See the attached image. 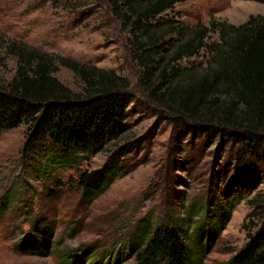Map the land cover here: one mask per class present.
I'll use <instances>...</instances> for the list:
<instances>
[{"label":"rangeland","instance_id":"1","mask_svg":"<svg viewBox=\"0 0 264 264\" xmlns=\"http://www.w3.org/2000/svg\"><path fill=\"white\" fill-rule=\"evenodd\" d=\"M252 15L264 17V0H185L176 5L170 18L183 26L203 23L210 27L212 22L238 26ZM13 42L88 68L115 72L130 83L133 102L119 139L74 168L51 172L47 179L36 174L38 156L23 152L28 126L0 134V201L5 195L11 200L10 207L0 212V264H62L64 253L81 246L96 249L98 255L117 252L123 243L127 249L125 243H129L137 254L141 245L132 233L141 220L152 216L161 221L169 208L181 210L183 200L197 205L196 201L206 198L216 205L217 200L226 199L227 210L233 201L239 202L214 241L210 233H201L198 251H202V263L225 264L240 251L264 218V152L249 158L243 149L246 144L210 130L193 132L183 125L186 118L149 99L142 85V69L132 59L129 33L104 0H0L2 85H8L18 70V58L10 51ZM214 42H219V36L210 33L208 43ZM208 60L204 49L183 60L181 67L203 71ZM55 65L52 77L82 95L85 90L80 78ZM213 101L203 100L191 107L199 115L211 117L225 104L222 97ZM126 148L131 152L130 172L117 178L91 204L85 202L76 183L79 174L100 170ZM250 177V188L234 186ZM37 216L47 218L55 229L57 244L51 256L15 251L31 217ZM123 264H134V260Z\"/></svg>","mask_w":264,"mask_h":264},{"label":"trees","instance_id":"2","mask_svg":"<svg viewBox=\"0 0 264 264\" xmlns=\"http://www.w3.org/2000/svg\"><path fill=\"white\" fill-rule=\"evenodd\" d=\"M104 1L129 33L132 59L142 69V85L149 99L186 118L183 125L193 132L214 131L221 138L246 144L243 149L249 158L264 152V17L252 15L238 26L223 22H212L210 27L203 23L183 26L170 13L185 0ZM210 33H217L219 42L208 43ZM204 49L209 60L203 71L181 67L183 60ZM10 51L19 65L13 80L0 84V134L28 126L23 152L38 156L34 163L38 176L47 179L51 172L74 168L123 135L133 102L128 92L131 85L125 79L113 71L88 68L24 44L14 43ZM55 64L80 78L85 90L82 95L52 77ZM221 97L225 104L211 117L199 115L191 107L203 100L218 102ZM130 153L128 148L122 149L116 160L100 170L79 174L76 183L85 202L91 204L117 178L130 172ZM251 181V177L243 178L234 186L250 188ZM225 200H217V205L207 198L196 201L197 205L183 200L181 210L169 208L161 221L144 218L132 233L141 245L137 254L129 243H125L127 249L123 243L117 252L98 255L96 249L81 246L64 253L62 264H123L131 258L134 264H203L202 251H198L201 233H210L214 241L239 202L233 201L227 210ZM10 205L9 195H5L0 212ZM54 234L47 218L31 217L15 251L51 256L57 244ZM225 264H264V218Z\"/></svg>","mask_w":264,"mask_h":264}]
</instances>
